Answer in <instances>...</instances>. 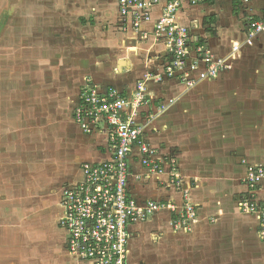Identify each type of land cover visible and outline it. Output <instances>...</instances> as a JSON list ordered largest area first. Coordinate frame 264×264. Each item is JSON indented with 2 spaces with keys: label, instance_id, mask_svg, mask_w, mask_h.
<instances>
[{
  "label": "crops",
  "instance_id": "obj_1",
  "mask_svg": "<svg viewBox=\"0 0 264 264\" xmlns=\"http://www.w3.org/2000/svg\"><path fill=\"white\" fill-rule=\"evenodd\" d=\"M110 1L32 2L27 35L40 41L39 32L52 47H28L21 57L41 58L24 68L18 57L7 70L0 66V264H91L68 253L59 225L63 193L82 181V165L112 155L102 118L87 132L75 121L80 93L96 84L129 97L145 73L161 74L169 59L154 32L163 0L137 28ZM263 17L264 0L180 3L174 22L224 66L192 87L176 78L146 81L135 123L161 167L174 163L182 186L169 185L167 174H148L135 152L127 190L140 205L169 202L178 210L185 190L196 218L190 232L172 229L168 209L130 226L125 264H264L258 218L238 209L249 197L246 169L264 168V34L249 35L250 21ZM195 57L191 51L188 62ZM256 197H264V179Z\"/></svg>",
  "mask_w": 264,
  "mask_h": 264
},
{
  "label": "built area",
  "instance_id": "obj_2",
  "mask_svg": "<svg viewBox=\"0 0 264 264\" xmlns=\"http://www.w3.org/2000/svg\"><path fill=\"white\" fill-rule=\"evenodd\" d=\"M165 6L161 17L154 25V32L163 36L169 59L162 73L147 72L138 81L129 97L121 96L114 88L103 90L92 85L85 86L74 110V119L84 131L91 124L103 119L108 128V142L112 155L109 160L98 164H83L82 181L64 191L61 206L63 214L59 225L67 232L66 248L73 257L91 264H125L130 238L129 227L149 219L163 209L170 211L172 229L190 232V222L196 218V211L183 190V203L178 210L175 204L147 201L138 204L130 197L127 181L130 176L128 157L137 152L140 164L150 175L167 174L168 183L181 188L182 178L174 163L168 170L155 159V150L143 139V126L135 123L138 108L146 103L145 83L160 82L162 77L176 78L186 85H193L215 78L224 66V61H213L209 52L201 45L190 42L189 30L174 22V16L182 1L196 4L200 0H163ZM247 1V0H244ZM160 0H117L121 17H128L133 28L150 19V9ZM133 18V21L132 19ZM264 34V17L250 21L249 35ZM194 51L195 60L188 62ZM205 65L198 71L199 63ZM197 72L195 79L191 74ZM264 168L246 169L244 184L248 198L238 202V209L246 214L256 215L264 237V211L254 200L261 182ZM264 209V208H263Z\"/></svg>",
  "mask_w": 264,
  "mask_h": 264
},
{
  "label": "rangeland",
  "instance_id": "obj_3",
  "mask_svg": "<svg viewBox=\"0 0 264 264\" xmlns=\"http://www.w3.org/2000/svg\"><path fill=\"white\" fill-rule=\"evenodd\" d=\"M47 1L53 3L54 5L57 6V5H60V3H63L64 1H71V0H0V23H2V26H3L1 28V35H0V52H2V50H3V52H2L3 53V55H2L3 60H0V66L2 65L4 67V66L10 65V64H13L12 63L14 61L13 59L18 57V58H16V60L19 59V61H16V64H18L22 68H24L28 64V62L29 63H31L33 61L38 62L39 58H41L40 55L36 56L34 54V56H35L34 58H36L35 60H34V58L33 59L30 58V60H28V58H26V57H24L25 58V60H24V58L21 56L24 53H26V49L28 47L29 48L31 47L32 50L35 48L34 49L35 52L38 50L42 51L44 47H49V46L52 47V44L50 45L47 43V42H49V40L43 39V37L40 35L39 32H38L39 35H37V34L36 35L41 37L40 41L35 40L33 35L28 36L27 35V25L25 24V21L28 18L27 14L31 12V10L28 9L27 6L29 4H31L32 2H36V3L42 2L43 3V2H47ZM103 1H107V0H103ZM110 2H112V0ZM106 5L110 6L109 2ZM12 10H13V12H12ZM131 19L133 21V18H131ZM40 22L41 21H36V24H39ZM21 24H22V26H20ZM55 24H56V22H55ZM60 25L61 24H56L55 26H60ZM31 39H33L34 41ZM47 39H49V37ZM50 39L54 40V41H51V43H55V42H58L59 36H57V37L50 36ZM44 43H46L47 46ZM8 48L10 50L12 49V51H5ZM4 68L6 70L8 69V67H4ZM5 75H7V74L5 72H2V76L4 79H10V77L5 78ZM20 82H21V80H20ZM92 86L99 88V86L96 84H94ZM13 88H14V86H13ZM256 166L262 167L261 165H256ZM256 166H252V167H256ZM179 175H180V173H179ZM245 176H246V172H245L244 178H245ZM243 182H244V179H243ZM258 190H259V188H258ZM254 200H257V202H259V207H261V210L264 211V209H263L264 208V197L263 198L260 197L259 199L254 198ZM177 231L186 232V231L181 230V229L177 230ZM260 234H261V228L259 225V236L261 239H264V237L261 236Z\"/></svg>",
  "mask_w": 264,
  "mask_h": 264
}]
</instances>
